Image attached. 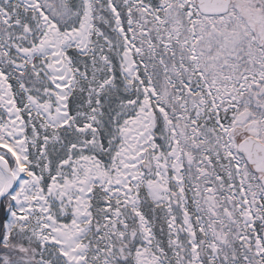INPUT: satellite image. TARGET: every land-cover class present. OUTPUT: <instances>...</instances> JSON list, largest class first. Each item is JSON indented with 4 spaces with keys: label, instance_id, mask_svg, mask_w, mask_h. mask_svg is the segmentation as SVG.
<instances>
[{
    "label": "snow or ice",
    "instance_id": "1",
    "mask_svg": "<svg viewBox=\"0 0 264 264\" xmlns=\"http://www.w3.org/2000/svg\"><path fill=\"white\" fill-rule=\"evenodd\" d=\"M0 264H264V0H0Z\"/></svg>",
    "mask_w": 264,
    "mask_h": 264
}]
</instances>
